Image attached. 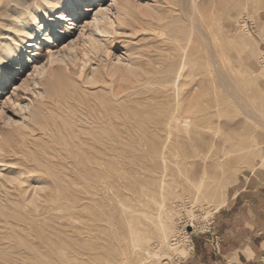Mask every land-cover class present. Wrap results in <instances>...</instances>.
<instances>
[{"label": "rangeland", "instance_id": "1", "mask_svg": "<svg viewBox=\"0 0 264 264\" xmlns=\"http://www.w3.org/2000/svg\"><path fill=\"white\" fill-rule=\"evenodd\" d=\"M26 1L34 9L44 6ZM131 1L139 7L154 3L159 20L143 18L131 7L118 10L112 0H92L66 23L56 41L42 47L38 54L44 57L66 52L58 62L65 78L54 95L36 102L33 134L8 124L20 121L19 107L35 104L42 90L44 71L38 68L43 60L31 63L34 53L29 54L33 47L26 48L27 39L7 74V85L0 83V89L7 87L0 93V137L7 139L0 143V173L10 181L0 183V264H116L114 241L125 235L117 203L127 220L136 221L133 215L141 211L167 228L163 236L148 234L151 248L163 246L155 242V234L169 242L171 236L177 239L174 250L164 249L161 264H207L221 253L215 226L229 220L223 212L234 210L238 199L250 202L259 192L264 195V0ZM45 12L42 19H50L51 11ZM37 27L28 29L36 34L35 42H42L48 35L41 37L43 29L37 33ZM200 28L209 38V49L203 46ZM7 30H0V46L12 43L3 33L12 34ZM91 43L102 49L94 51ZM133 53L143 67L138 82L132 76L120 80L105 75L108 65L123 63ZM0 67L5 70L4 60ZM93 69L97 83L87 84L85 77ZM220 70L231 81L239 78L240 84L221 87L216 78ZM193 100L197 105L191 114L204 118L199 137L204 146L196 138L164 130L173 107L183 110ZM254 164L258 168L252 172ZM35 183H46L43 192L36 191L38 198L31 195ZM144 191H150L147 199ZM165 193L169 201L162 204ZM121 244L126 248L124 240Z\"/></svg>", "mask_w": 264, "mask_h": 264}, {"label": "bare ground", "instance_id": "2", "mask_svg": "<svg viewBox=\"0 0 264 264\" xmlns=\"http://www.w3.org/2000/svg\"><path fill=\"white\" fill-rule=\"evenodd\" d=\"M36 1H41V3L44 4V6H37V9L35 8H32L29 4L28 1L26 0H6L3 4H2V0H0V30L2 28H6L10 31H12V34L9 32H4L3 33L7 34L9 36V40L12 42V43H4L3 45L1 44L0 46V63H2V61L4 60V64H6V68L5 70H3L1 67H0V83H2L1 85L5 86L7 85V78H8V73H9V70L11 68L14 67V61L16 62V58L19 57L20 55H22V44H23V40L27 39L25 42L28 43V45L26 46V48H29V47H33L29 54L30 53H34L32 58L30 59L31 60V63H35L36 60H38L39 58H41L43 60V62L39 65V72H43L44 71V77L42 78L41 80V85H42V90L41 91H38L36 93V98L35 99V104H33L32 106L30 107H27L26 105H23L21 107H19V110H20V115L22 116V119L20 121H10L8 124H12V123H15L17 128L18 129H27L29 131H31L33 129V126H34V123L36 122V119L39 115V111L37 109V101L40 100L41 102H43L46 99H48V95L49 93L51 92L52 94L53 93H56V87H58L60 84L63 83V80L65 78V75H64V70L61 69V66H60V62L62 60V57L64 56V54H66V52L64 51H57V54L56 55H51V56H40L38 53L40 52V50L42 49L43 46L46 45L47 41H50L49 37L45 35V40H43L42 42H35L37 41V37L35 36L36 34L35 33H32L29 31V27H32L33 25H38V27L35 29V31L37 33H40L41 30L43 29V25L47 24L50 22V19H42V16L46 14L45 10H48V11H51V12H54L56 9L60 8V5L61 3L63 2V0H36ZM97 1H102V0H97ZM114 1V5H115V8H117L118 10L120 8H125L124 6L126 7H131V8H135L136 10H138V13L140 14L141 17L143 18H148L150 20H154V21H157L159 20V13H160V10H158L156 8L155 5H152V4H145L144 6L142 7H139V6H136L134 5V3L131 1V0H112ZM77 2V3H76ZM92 2V0H82L80 3L82 4L81 6H78L77 4L79 3L78 0H72V3L75 5V11H74V15L77 16V13L82 12V9L86 10L87 7H89V3ZM147 3V2H146ZM36 6V5H35ZM160 9V8H159ZM159 12H158V11ZM124 18V16H119L118 17V21L121 22V20ZM40 19V20H39ZM74 24V23H72ZM109 24L108 21L104 22V24H102V28H105V26ZM152 25V24H151ZM107 27V26H106ZM198 29V28H196ZM7 30V31H8ZM103 30V29H102ZM33 31V30H32ZM247 31V30H246ZM200 35L202 37V40H203V46H205L206 49H209V38L205 36L204 34V31L200 28ZM14 34H17V39L18 41L16 40V38H14ZM63 33V32H62ZM2 34V35H4ZM64 34V33H63ZM0 35H1V32H0ZM175 39V38H174ZM177 40V39H176ZM179 40V39H178ZM177 40V41H178ZM1 41V39H0ZM6 41V40H5ZM94 42V41H93ZM92 42V43H93ZM90 43V42H89ZM91 43V44H92ZM72 46H69L68 49H71ZM92 48L94 49V51H99L100 49V46H98L97 44H92ZM86 50V49H85ZM28 52V51H27ZM139 54V53H138ZM140 55V54H139ZM226 55V54H225ZM60 60V61H59ZM228 60L230 62H232L231 58L228 57ZM38 62H40L38 60ZM59 64H57V63ZM123 62V61H122ZM63 63V62H62ZM65 63V61H64ZM63 63V64H64ZM213 63V62H212ZM66 64V63H65ZM36 66V65H35ZM65 66V65H64ZM184 66V65H183ZM37 68V67H36ZM69 68V67H68ZM143 67H140V64H139V61H138V55L137 54H134L131 55L129 54L128 55V58L126 61H124L123 63L121 62H115L110 65H108L106 67L105 70V75L107 74L109 77H115V78H119L120 80H126L125 78H128L130 79L129 76H132V77H135L137 75H140V71H142ZM145 71H147L145 69ZM143 73V72H141ZM148 73V72H147ZM262 74H264V65H263V69L261 71ZM100 76V75H99ZM102 76V74H101ZM216 78L220 84L221 87H223L224 89L226 90H229V87L231 86L230 82H233L236 83V84H240V81H239V78L238 79H234L233 81H231L232 79H229L227 78V76L220 70L218 72V74L216 75ZM242 79V77H240ZM86 82L87 84L89 83H97V80H98V72H97V69H93L89 72V74L87 73L86 77ZM118 79V80H119ZM127 79V80H128ZM134 79V78H133ZM132 79V81H134ZM137 79V78H136ZM141 80V79H140ZM139 80V81H140ZM216 80V81H217ZM244 80L248 83H250L252 80L250 79V77H247L245 76L244 77ZM129 81V80H128ZM85 82V83H86ZM127 82V81H125ZM137 82H138V79H137ZM153 83V82H152ZM39 83H37L38 85ZM119 84V83H118ZM151 84V83H150ZM163 84V83H161ZM165 84V83H164ZM172 84V83H171ZM92 85V84H91ZM154 85V84H153ZM159 85V84H158ZM170 85V84H169ZM172 86H175L174 84H172ZM236 85L234 84V87ZM1 87V86H0ZM7 88V87H6ZM5 88V89H6ZM197 88V87H196ZM236 88V87H235ZM4 88L0 89V93L2 94L5 90ZM164 89V88H163ZM40 90V89H39ZM119 90V89H118ZM150 90V89H149ZM233 90V89H232ZM235 90V89H234ZM238 90V89H237ZM236 90V92H237ZM58 92V91H57ZM124 92V90H123ZM152 92V91H151ZM162 92V91H161ZM235 92V91H233ZM66 93L68 94V92L66 91ZM119 93H122L119 92ZM226 93V92H225ZM238 93V92H237ZM240 93V92H239ZM65 94V93H64ZM118 94V93H117ZM192 94V93H191ZM202 94V93H201ZM54 95V94H53ZM58 95V94H56ZM204 95V94H202ZM242 95V94H241ZM59 96V95H58ZM66 96V95H65ZM191 96V95H190ZM239 96V95H237ZM236 95H234V98L237 100ZM52 97V96H51ZM195 97V96H194ZM201 97V96H200ZM61 98V97H60ZM231 98V97H230ZM51 99V98H50ZM192 99V98H191ZM201 99V98H200ZM208 99V98H207ZM55 100V98H54ZM231 100V99H230ZM233 100V99H232ZM34 101V100H33ZM57 101V100H56ZM174 102V100H172ZM53 102V101H51ZM65 102V101H64ZM166 102V101H165ZM189 105L188 107L184 108L183 110H180L178 107L174 106L173 109H172V112L170 114V116L167 118V120L165 121L164 123V130L170 134H174V135H184V136H188V137H193L194 139L196 138V140L199 142L198 144H204L202 143V141H200L199 137H201V134H202V130L203 128L205 127V123H204V118L202 117H198V118H195L192 114H191V108L194 107L197 105L196 101H191V102H188ZM205 103V102H204ZM174 104V103H172ZM57 107V106H56ZM244 107V106H243ZM161 108V107H160ZM252 109V108H251ZM251 109H247L246 107H244V110L245 111H252ZM207 110V109H205ZM167 111V110H166ZM204 111V110H203ZM201 111V112H203ZM196 112V111H194ZM198 112V111H197ZM200 113V112H199ZM198 114V113H197ZM200 115V114H199ZM206 116V115H205ZM203 115V117H205ZM163 118V117H162ZM210 119V118H209ZM206 121V120H205ZM208 121V120H207ZM36 124V123H35ZM39 124V123H38ZM37 124V125H38ZM35 127V126H34ZM37 127V126H36ZM35 127V128H36ZM39 127V126H38ZM40 129V127H39ZM48 129V128H47ZM34 130V129H33ZM43 130V129H42ZM35 131V130H34ZM41 131V129H40ZM89 131V130H88ZM161 131V130H159ZM32 132V131H31ZM22 133V132H21ZM25 133V132H24ZM35 133V132H34ZM94 133V132H93ZM28 134V133H26ZM33 134V132H32ZM96 134V133H94ZM22 135V134H21ZM51 135V134H50ZM24 136V135H23ZM21 137V136H19ZM108 137V136H107ZM23 138V137H22ZM53 138V137H52ZM95 138V137H94ZM180 138V137H179ZM91 139V138H90ZM7 140V139H6ZM6 140L5 138H3V136L0 137V143L2 144H6ZM73 140V139H71ZM107 140V139H106ZM114 140V139H113ZM112 140V141H113ZM52 141V139H51ZM87 141V140H85ZM95 141V140H94ZM102 141V140H101ZM112 141H109V142H112ZM9 142V140H8ZM23 142H25L23 140ZM53 142V141H52ZM63 144H61L62 146L64 145V142L61 141ZM99 142V141H98ZM105 142V141H104ZM104 142H101V143H104ZM117 142V141H116ZM206 142V141H205ZM81 143V142H80ZM87 144V142H84ZM213 143V141H212ZM57 144V143H55ZM66 144V143H65ZM97 144V143H96ZM99 144V143H98ZM95 145V144H94ZM105 145H108V143L105 142ZM121 145V144H120ZM211 145V144H209ZM66 146V145H65ZM64 146V147H65ZM82 146V143L81 145ZM88 146V145H86ZM90 146V145H89ZM92 146V145H91ZM90 146V147H91ZM97 146V145H96ZM204 146V145H202ZM7 147V146H6ZM26 147V146H25ZM41 148V147H40ZM50 148V146H49ZM67 148V147H65ZM87 148V147H86ZM92 148V147H91ZM106 148V147H105ZM111 148V147H110ZM108 148V149H110ZM84 150V149H83ZM88 150V149H87ZM95 150V149H94ZM3 151V150H2ZM0 151V152H2ZM58 151V150H57ZM67 151V150H66ZM85 152H87L86 150H84ZM83 151V152H84ZM14 152V151H13ZM72 152V151H70ZM84 152V153H85ZM91 152V151H88L87 154ZM94 152V151H93ZM97 152V151H96ZM3 153V152H2ZM1 153V154H2ZM67 153V152H66ZM82 154V153H81ZM86 154V153H85ZM86 154V155H87ZM90 154V153H89ZM94 154V153H93ZM97 154V153H96ZM71 155V154H70ZM77 155V154H75ZM82 155H80L81 157ZM90 156H92L94 158V156L92 154H90ZM89 156V158H90ZM107 156V155H106ZM74 155L71 157L73 158ZM77 157V156H76ZM88 157V156H87ZM79 158V157H78ZM84 158V156L82 157ZM81 158V161H84L83 159ZM104 158V157H102ZM101 158V160H102ZM46 160V159H45ZM96 160V159H95ZM100 160V161H101ZM0 161H3V159L1 160V156H0ZM77 161V160H76ZM85 161L86 158H85ZM99 161V162H100ZM78 162H79V159H78ZM2 163V162H0ZM91 163V162H90ZM103 163V162H101ZM256 163L259 164V161H257ZM6 164V163H5ZM82 164V163H80ZM87 164V162H86ZM97 164V163H96ZM105 164V163H104ZM1 165V164H0ZM4 165V163H3ZM89 165V164H88ZM98 165V164H97ZM8 166V164H7ZM91 166V165H90ZM101 166V165H100ZM84 167V166H83ZM81 168V167H80ZM79 168V170H81ZM85 168V167H84ZM87 168V167H86ZM89 168V167H88ZM96 168V167H95ZM258 166L257 164H254L253 168H252V172H255L257 170ZM11 169V168H9ZM78 169V168H77ZM98 169V168H97ZM96 169V170H97ZM260 169V168H259ZM89 170V169H88ZM104 171V169H103ZM88 172V171H87ZM86 172V173H87ZM92 172H94L92 170ZM99 172H101L99 170ZM7 173V172H6ZM12 173V172H10ZM14 173V172H13ZM79 173V171H78ZM83 173V172H82ZM90 173V172H89ZM105 173V172H104ZM85 174V173H84ZM99 174V173H97ZM15 175V174H14ZM13 175V177H14ZM83 175V174H82ZM95 175V173H94ZM0 183H3V181H8L9 180V175L8 176H5V175H1L0 173ZM12 177V175H10ZM17 176V175H15ZM80 176V174L78 175ZM96 176V175H95ZM19 176H17L18 178ZM83 177V176H82ZM103 177V176H102ZM128 177V175H127ZM31 178V177H30ZM84 178V177H83ZM87 178V177H86ZM95 178V177H94ZM93 178V179H94ZM16 179V178H15ZM15 179H10V180H15ZM20 179V178H19ZM32 179V178H31ZM85 179V178H84ZM89 179V178H88ZM104 179V178H103ZM102 179V180H103ZM87 180V179H86ZM98 180V178H97ZM16 182L19 181L21 182L20 180H15ZM37 181V180H36ZM88 181V180H87ZM96 181V180H95ZM104 181V180H103ZM145 181L148 182L147 179H145ZM13 181H11L12 183ZM35 182V181H34ZM86 182V181H85ZM84 182V183H85ZM100 182V181H99ZM154 182H156V184H160L161 181L159 180H154ZM165 182V181H164ZM7 183H10V181H8ZM162 183V182H161ZM29 184V182H28ZM33 183H31L30 185H32ZM37 184V183H35ZM43 184V183H42ZM104 184V183H103ZM41 185V183L39 184ZM46 183L44 184V187H45ZM97 185V184H96ZM99 185V184H98ZM160 185H163L160 184ZM156 186V185H154ZM33 187V186H32ZM34 194H31V195H35L37 196V190L39 191V189L43 192L45 189L43 186H38L37 185H34ZM43 187V188H41ZM86 188V186H85ZM88 188V187H87ZM102 188H105V187H102ZM160 188V187H159ZM43 189V190H42ZM168 189V187H167ZM32 190V192H33ZM142 190V189H140ZM152 190V189H151ZM81 191V190H80ZM86 191V190H85ZM169 191V190H168ZM170 191H172V189H170ZM113 192V191H112ZM142 192V191H141ZM140 192V193H141ZM153 192V191H151ZM39 193V192H38ZM150 193V191L148 192ZM147 191H144L143 194L146 195L148 194ZM116 194V193H115ZM170 194L172 195V193L170 192ZM142 195V194H141ZM40 196V195H39ZM116 196V195H115ZM34 197V196H33ZM144 197V196H143ZM142 197V198H143ZM169 195H166L165 194H162V196L160 197L161 198V203L164 204V203H167L169 201ZM175 197V196H174ZM173 197V198H174ZM38 198V196H37ZM116 198V197H115ZM141 198V199H142ZM150 198V197H149ZM27 199V198H26ZM34 200L36 198H33ZM40 199V198H39ZM147 199V197H146ZM30 200H31V197H30ZM151 201H154L152 199H150ZM149 200V201H150ZM160 200V199H159ZM139 201V200H138ZM143 201V199H142ZM39 202V201H38ZM155 202V201H154ZM143 203V202H142ZM150 203V202H148ZM161 203H157V206L160 205ZM28 204H31L30 201H28ZM144 204V203H143ZM151 204V203H150ZM161 204V205H162ZM65 205V204H64ZM98 205V204H97ZM116 205H118V215H119V219H121L123 221V225H124V231L125 232V235L123 236L122 239H119L117 238L118 240L114 241V244H115V248H116V264H150L153 263V264H161V256L163 255V252H164V249L165 248H168V249H172L174 250V247H176L177 243H176V238H172L173 236L170 237V241L172 242H169V240L167 239H163L161 240V238L155 234V237L156 238V243L158 244V246H161L163 244L162 247L160 248H151L150 247V244H151V239H149V236L148 234H154V232L156 231L159 235L163 236L166 232H167V228L164 227V226H161V225H156L152 220L149 219V216H146V214L144 212H141V211H138V214L135 215L134 213V220L136 221H130L129 219L127 220L126 218H123V214H122V209H121V204L120 203H117ZM147 205V203H146ZM167 205V204H166ZM171 205V203L169 204ZM99 206V205H98ZM123 206V204H122ZM143 206V205H142ZM168 206V205H167ZM151 207H153L151 205ZM162 207V206H161ZM160 207V208H161ZM77 208V206H76ZM75 208V209H76ZM80 208V207H79ZM78 208V209H79ZM100 208V207H99ZM164 208V206H163ZM77 209V210H78ZM101 209V208H100ZM148 209H149V205H148ZM151 209V208H150ZM153 209V208H152ZM151 209V210H152ZM129 210V209H128ZM145 210V209H144ZM165 210V209H163ZM134 211V210H133ZM153 211V210H152ZM156 211V210H154ZM148 212V211H146ZM160 212V211H159ZM82 214V213H81ZM80 214V215H81ZM99 214V213H98ZM85 215V214H83ZM160 215V214H159ZM94 223V222H93ZM99 223V222H98ZM116 224V223H114ZM82 226V225H81ZM87 226V225H86ZM117 225H115L116 227ZM91 227V226H90ZM96 227V226H95ZM84 228V227H83ZM81 229V228H80ZM98 229V228H97ZM115 229V228H113ZM120 229V227H119ZM83 230V229H82ZM87 230V229H86ZM104 230V229H103ZM111 230V229H110ZM123 230V229H122ZM89 231V230H88ZM97 231V230H96ZM114 231V230H113ZM119 231V230H118ZM121 231V230H120ZM119 231V232H120ZM82 232V231H81ZM95 232V231H94ZM118 232V233H119ZM93 233V232H92ZM101 233V232H100ZM121 233V232H120ZM105 234V233H104ZM124 234V233H123ZM122 234V235H123ZM175 234V233H174ZM97 235V234H96ZM103 235V233H102ZM120 235V234H119ZM110 236V235H109ZM170 236V235H169ZM97 237V236H96ZM111 237V236H110ZM116 237V236H115ZM175 237V236H174ZM104 239V238H102ZM81 240V239H80ZM111 239H109L110 241ZM125 241L126 243V248L122 247L121 245V242L122 241ZM89 241V240H88ZM113 241V240H112ZM150 241V242H149ZM86 242V241H85ZM161 242H164V243H161ZM188 242V241H187ZM153 243V242H152ZM99 244V243H98ZM103 244V243H101ZM109 244V242H108ZM111 244V243H110ZM109 244V245H110ZM96 245V244H95ZM99 246V245H98ZM111 246V245H110ZM190 246V245H189ZM47 248V246H46ZM102 248V247H101ZM100 248V250H101ZM105 248V247H104ZM43 250H46V249H43ZM48 250V248H47ZM46 250V251H47ZM106 250V249H105ZM103 249V251H105ZM111 251V250H110ZM108 252V251H107ZM103 254V253H102ZM111 256V255H110ZM129 258L131 259V261L129 260ZM111 260V259H110ZM64 261V260H63ZM60 262V261H59Z\"/></svg>", "mask_w": 264, "mask_h": 264}, {"label": "crops", "instance_id": "3", "mask_svg": "<svg viewBox=\"0 0 264 264\" xmlns=\"http://www.w3.org/2000/svg\"><path fill=\"white\" fill-rule=\"evenodd\" d=\"M224 214H229L226 215L229 220L215 226L221 253L208 258L207 264H264V195L259 192L250 202L238 199L236 208Z\"/></svg>", "mask_w": 264, "mask_h": 264}, {"label": "snow or ice", "instance_id": "4", "mask_svg": "<svg viewBox=\"0 0 264 264\" xmlns=\"http://www.w3.org/2000/svg\"><path fill=\"white\" fill-rule=\"evenodd\" d=\"M74 11L75 5L72 0H63L59 9L48 13L50 22L42 26L43 31L39 35L42 37L46 32L49 39L56 41L59 38L60 30L66 26L67 22L75 18Z\"/></svg>", "mask_w": 264, "mask_h": 264}, {"label": "built area", "instance_id": "5", "mask_svg": "<svg viewBox=\"0 0 264 264\" xmlns=\"http://www.w3.org/2000/svg\"><path fill=\"white\" fill-rule=\"evenodd\" d=\"M245 25L251 30V32L254 31V26L250 23L249 19H246V21L244 22Z\"/></svg>", "mask_w": 264, "mask_h": 264}]
</instances>
